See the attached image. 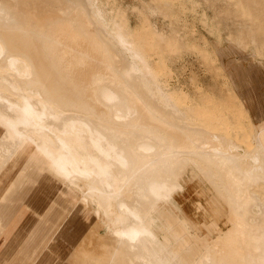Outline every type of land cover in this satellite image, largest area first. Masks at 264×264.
<instances>
[{
  "label": "bare ground",
  "instance_id": "1",
  "mask_svg": "<svg viewBox=\"0 0 264 264\" xmlns=\"http://www.w3.org/2000/svg\"><path fill=\"white\" fill-rule=\"evenodd\" d=\"M186 1L212 27L217 3H233L264 35V12L245 0ZM141 2L0 0V174L22 159L78 201L42 228L27 261L14 226L25 203L1 213L0 261L36 264L46 252L58 264H264V119L251 150L240 147L252 119L238 103L172 81L169 57L179 60L191 45L167 0ZM228 33L235 45L255 48L251 62H264L257 38ZM200 54L219 61L208 66L214 74L226 69L216 53ZM193 175L225 208L226 227L213 220L215 230L200 235L185 216L159 215L164 205L182 212L175 194Z\"/></svg>",
  "mask_w": 264,
  "mask_h": 264
},
{
  "label": "rangeland",
  "instance_id": "2",
  "mask_svg": "<svg viewBox=\"0 0 264 264\" xmlns=\"http://www.w3.org/2000/svg\"><path fill=\"white\" fill-rule=\"evenodd\" d=\"M122 1L125 4L138 5L142 3L141 0ZM245 2L248 3V6L252 8L254 13L264 12V0H245ZM167 4H169L168 9L171 16L178 19L177 23L180 25V31L186 37V49L191 45L188 49L189 51L184 52L182 58L179 60L174 58L170 59L169 57L168 63L174 74L172 75L174 76L172 81L180 82L185 90L191 94L197 92L196 89L198 90L199 87L200 90L198 91H207L206 94L211 92V96L222 97L228 104L231 103L233 105L234 103H238L239 108L246 113L247 117L249 116L252 119V122L249 123L245 121L244 125L247 135L241 138L238 144L240 147H246L251 150V145L254 141L253 130L260 123L259 121L261 119V115L257 113L261 111L262 106L264 108V62H251L249 54L255 48L252 46H245L246 48H244L243 46L239 47L235 45L230 39L232 36H229L228 32L231 31L235 36L241 34L246 38H257V41L262 45L260 47V55L264 57V35L261 34L260 28L252 24L251 18L238 12L236 6L230 2L217 3L221 10L217 27H212L211 23H205L202 18L200 19L199 11L190 7L191 3L186 0H167ZM172 13H175L176 16L174 14L172 15ZM129 18L131 22H135V13L130 12ZM150 18L154 19L151 16ZM261 19L264 21V15ZM212 28L216 30H212ZM203 42L209 43L203 44ZM198 44L201 45L199 46L201 48L200 52H192L191 48L196 47ZM201 52L202 54L205 52L212 55L216 53L220 61L226 64V69L219 68L214 70L216 72L218 71L217 74H214L213 69L211 67L212 70L208 69V66L212 64L218 65L219 61L216 59L215 61L210 60L207 62L204 58H200ZM245 55L247 59L242 58ZM237 57L238 60L236 59ZM239 61L243 63L248 61L250 63L248 70L253 68L255 75L251 77L248 84L243 82L242 85L237 87L235 82L229 83L228 73L225 70H228V65H233ZM230 75L233 78L232 72ZM192 76L195 79L191 80L190 78ZM197 81L198 83H196ZM191 82L198 85V87L192 85L193 83L191 84ZM251 102L255 105L253 108L250 107ZM257 105L259 108L256 107ZM3 195L6 196L1 197ZM37 195L40 198L38 206L33 202ZM75 197V192L65 183L55 180L49 177V175L38 174L35 165L30 162H24L22 159L15 158L5 166L0 174V214L12 208L17 207L18 209L22 200L23 203L21 205L23 206L25 203L26 208L22 207L17 221L14 222V226H19V230H21L20 235L22 237L24 236L21 242L20 253L25 261L30 257L32 258L36 250H39V242L45 236V231L43 232L42 228L46 226L52 228L55 223L59 222L66 215L68 216L77 207L78 201L75 200ZM175 199L180 204L182 212H177L168 205H164L159 210V215L162 218L185 216L192 222L194 230L200 235L206 234L207 231L213 232L215 230L209 223L213 220L219 221L221 227H226L225 221L228 215L225 208L217 203L212 193H210L209 189L197 176L193 175V179H187L185 181L184 188L176 192ZM8 202L10 203L8 204ZM198 202L203 204L202 208L197 206ZM27 205H31L32 210L35 209V212ZM87 220H89V217ZM81 229H74L76 233L72 235L73 241L79 237ZM63 239L67 241L69 237L63 236ZM66 247V244L62 243L59 249H67ZM59 260V258L54 259L47 256L46 252H41L35 263L58 264ZM0 264H8V262L0 261Z\"/></svg>",
  "mask_w": 264,
  "mask_h": 264
},
{
  "label": "crops",
  "instance_id": "3",
  "mask_svg": "<svg viewBox=\"0 0 264 264\" xmlns=\"http://www.w3.org/2000/svg\"><path fill=\"white\" fill-rule=\"evenodd\" d=\"M249 64L250 63H248V61H247V62H244V65H245L244 67H240V66L239 67H237V66L235 67V63L233 65H228L229 66L228 69H231V72L233 74V77L235 79V83H236L237 87L242 85L243 82L248 84V81L251 80V77H253L255 75L254 71H253V68L251 70H248ZM242 68H244V72H243ZM242 73H244V75L246 77V79H244V80H242V78H243ZM254 106H255L254 103L251 102V106L250 107L253 108ZM256 107L259 108L258 105ZM249 111H250V109H249ZM257 114L261 115V117H260L261 119H264V108H263V106L261 107V111H259V113H257Z\"/></svg>",
  "mask_w": 264,
  "mask_h": 264
}]
</instances>
